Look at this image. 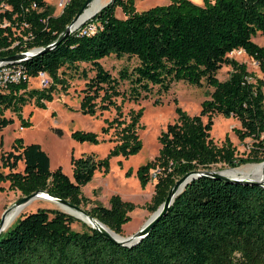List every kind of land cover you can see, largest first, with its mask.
I'll return each mask as SVG.
<instances>
[{
  "label": "trees",
  "instance_id": "obj_1",
  "mask_svg": "<svg viewBox=\"0 0 264 264\" xmlns=\"http://www.w3.org/2000/svg\"><path fill=\"white\" fill-rule=\"evenodd\" d=\"M86 2L71 0L57 15L48 0H0V59L47 50L11 64L20 67L28 80L5 88L0 85V130L14 123L5 116L8 111L23 127H30L23 109L29 104L46 109L54 95L67 92L70 81L79 78L85 81L80 92L82 114L98 118L116 112L112 120L105 119L103 129L106 135L113 132L114 149L106 160L93 154L72 156L70 178L61 168L51 170L50 157L40 145L16 139L11 152L1 156L8 173L0 171V192L9 183L10 190L24 198L45 192L75 206L88 205L83 188L95 174H109L111 158L129 159L143 150L138 131L144 109L131 111L127 121L123 105L147 101L156 91L159 96L168 94L180 82L213 91L198 116L177 108V122L158 138L159 156L137 170L143 189L156 181L148 207L151 213L164 204L178 181L193 172L210 171L219 164L236 169L264 160V79L229 57L242 51L264 74V47L254 41L264 36V0H203L202 5L171 0L145 11H138L135 0H112L49 49ZM111 57L135 59L137 64L124 67L115 77L102 64ZM224 67H231L232 72L221 81L218 74ZM1 72L2 68L0 76ZM41 74L48 75L49 85L30 89V80ZM214 116L238 120L241 129L236 133L240 140L254 142L255 155L238 157L229 139L221 148L215 145L211 138ZM57 134L62 136V131ZM72 139L81 144L100 143L97 134L84 131L74 132ZM20 164L23 171L18 169ZM132 175L130 170L127 177ZM136 208L115 195L109 207L96 205L88 213L122 235ZM77 222L76 217L56 209L21 216L0 236V264H264V188L257 185L200 177L176 197L151 232L130 248L85 223L82 232L75 231L72 225Z\"/></svg>",
  "mask_w": 264,
  "mask_h": 264
},
{
  "label": "rangeland",
  "instance_id": "obj_2",
  "mask_svg": "<svg viewBox=\"0 0 264 264\" xmlns=\"http://www.w3.org/2000/svg\"><path fill=\"white\" fill-rule=\"evenodd\" d=\"M112 0H103V5L109 4ZM197 5V0H191ZM62 0H48V3L55 7L56 14L60 15L64 7L61 6ZM138 11H145L144 7H156L157 5H167L171 0H135ZM101 8V7H100ZM99 8V9H100ZM98 9V10H99ZM97 10V12H98ZM95 12V13H97ZM94 13V14H95ZM121 13V12H120ZM118 13L120 16L121 14ZM93 14V15H94ZM92 18V16H91ZM90 18V19H91ZM89 19V20H90ZM88 21V20H87ZM86 21V22H87ZM85 23V22H84ZM255 43L264 47V36L258 35L254 39ZM240 63L246 64L248 71L256 78L264 79V74L261 72L259 64L249 58L247 55L238 56L232 54L229 56ZM106 70L110 71L113 76L117 77L118 73L124 67L132 68L137 64L135 59L129 60L117 59L111 57L102 61ZM82 65L81 68H86ZM231 67H224L218 74L221 81H226L230 73ZM30 89H42L43 84L40 78L31 79L29 83ZM85 87V81L75 78L70 81V89L60 91L54 95L53 100L47 102L46 109L36 108L33 104L27 105L23 109V118L31 122L30 127H23L21 120L10 111L6 112L7 118H12L14 123L4 130H0V171L8 173V170L2 168L1 156L11 152L12 145L16 139H23L26 145L38 144L50 157L51 170L55 171L59 168L73 178V166L71 163L72 156L80 158L84 155H95L98 159L106 160L109 158L111 151L114 149L115 143L110 142L112 133L106 135L103 129L106 126L105 119L112 120L116 116L115 111L106 112L101 117H92L82 114L80 104L82 97L80 92ZM213 90L207 86L197 88L186 83H175L172 90L168 94L159 96L156 91L151 99L142 101L139 104L126 102L123 105V113L129 121L131 111H139L144 109V115L140 121L141 128L138 133L143 142V150L129 159L122 157H114L110 159V172L104 175L97 172L94 179L86 187L83 188V194L89 199L88 205L82 206L87 211H90L96 205L109 207V201L112 196L118 195L124 201L131 202L136 205V210L131 213L132 221L124 226L122 235L131 237L148 222L153 213L148 210L152 203L155 194L156 181L150 183L145 189L140 185L136 172L139 167L154 160L159 156L161 145L159 136L166 130L167 126L174 124L178 120L177 108H182L191 117L198 116L201 113L202 103L208 99V95ZM160 99L161 104L156 105L155 101ZM177 100L178 103L174 101ZM120 104L121 102L118 101ZM207 122V118L204 119ZM213 130L211 138L214 144L221 148L227 139L236 148V155L240 158H247L255 155L256 146L251 139L244 141L240 140L236 130L241 129V123L236 119H226L223 116H214ZM62 131V136L57 134V131ZM76 131H84L97 134L99 136V144L84 143L81 144L72 139V134ZM260 153V152H259ZM258 153V158L261 159V153ZM264 165V160H259L258 163L243 165L235 170L228 168L225 164L213 166L212 171H237L245 168H254L253 166ZM19 171L24 170L23 164L19 165ZM132 170L133 175L127 177V173ZM253 177L252 174H250ZM262 177L254 176V178ZM4 192H0V222L7 210H15L17 202L24 197L18 191L10 190V184L3 185ZM39 209H56L67 212L63 206L51 202L47 199L37 198L31 204H28L22 214L16 221L2 233H6L17 220L28 213H34ZM15 212V211H14ZM9 213V214H10ZM13 213V212H12ZM8 214V215H9ZM79 216V215H78ZM80 217V216H79ZM84 220L79 219V222L72 225V229L82 232ZM89 225H91L89 223Z\"/></svg>",
  "mask_w": 264,
  "mask_h": 264
},
{
  "label": "water",
  "instance_id": "obj_3",
  "mask_svg": "<svg viewBox=\"0 0 264 264\" xmlns=\"http://www.w3.org/2000/svg\"><path fill=\"white\" fill-rule=\"evenodd\" d=\"M94 1L95 0H87V2L85 3L83 9L77 15V17L73 20L72 24L67 28L66 32L59 38V40L55 43V45L52 46L49 49H52V48L56 47L66 37L71 35L76 30V28L74 26L78 23V21L80 20V18L84 14V12L91 6V4ZM107 5L102 6L98 10V12L95 13L92 16V18L94 16H96ZM85 23H83L82 25H84ZM45 51H47V50H41V49L33 50V51H31V52H29L27 54H24V55H20V56L8 58V59H0V67L3 66L4 64H12V63H17V62H21V61L27 60V59L32 58V57H34V56H36V55H38V54H40L42 52H45ZM263 167H264V165H263ZM232 170H235V169H232ZM203 176H208V177H211V178H215V179H217L219 181H226V182L237 183V184H245V185H250L251 184V185L261 186V187L264 188V180L256 181V180H252V179L241 180V179H236V178H229V177H227V176H225L223 174V171H212V170H210V171H205V172H193V173L185 176L184 178H182L180 181L177 182L175 187L171 190V192H170L168 198L166 199V201L164 202V204L162 206H160V208L155 213H153L151 218L139 230V232H137L135 235H133L131 237H124L123 235L115 233L110 228H108L106 225L101 223L99 220L93 218L88 213V211L85 210L84 208L79 207V206H75L72 203H70L69 201H65V200H62V199H59V198L52 197V196H50L49 194H47L45 192H39V193H36V194H34L32 196L23 198L22 200H20L19 202L16 203L15 209H17V208H19V207H21L23 205L28 204L29 202H31L33 199H36V198L53 200L55 203H58L60 205L66 206V207H69L70 209H72V210L78 212L79 214H82L83 216H85L89 220V222L92 223V225H89L87 222H84V223L87 224L88 226H90L91 228L99 231L101 234H103L105 237H107L110 241H112V242H114V243H116V244H118L120 246H124V247H129L130 248V247H134L135 245L139 244L151 232V230L154 228L156 223H158V221L168 212L169 208L174 203V200L176 199V197L179 196L184 191V189L192 181H194V180H196V179H198L200 177H203ZM182 186H183V188H182ZM10 211L11 210H7L5 212V214L3 215V217H2V221L0 222V236L5 231L3 229V227L5 225L6 218H7L8 214L10 213ZM64 213H66V212H64Z\"/></svg>",
  "mask_w": 264,
  "mask_h": 264
},
{
  "label": "bare ground",
  "instance_id": "obj_4",
  "mask_svg": "<svg viewBox=\"0 0 264 264\" xmlns=\"http://www.w3.org/2000/svg\"><path fill=\"white\" fill-rule=\"evenodd\" d=\"M103 0H95L91 6L84 12V14L82 15V17L80 18V20L78 21V23L74 26L76 29L79 28L84 22H86L87 20H89L91 18V16H93V14L95 12H97V10L102 7L103 5ZM254 168H245L242 170H239L240 172L237 171H226L223 172V174L229 178H236V179H241V180H248V179H252V180H256V181H261L264 180V167L263 165H259V166H253ZM250 174L253 175V177L250 176ZM262 174L261 179L260 178H254V176H260ZM183 188V186H182ZM181 188V189H182ZM37 199V198H36ZM36 199H33L31 202H29L28 204H31L32 202H34ZM49 200V199H47ZM51 202H54L53 200H49ZM55 203V202H54ZM23 205L17 209H15L14 211H12L6 218L5 221V225L3 227V229H7L8 227H10L15 221L16 219L22 214V212L25 210V208L27 207V205ZM58 204V203H56ZM60 205V204H58ZM63 206V205H61ZM64 210H66L67 214L76 217L77 219H81L84 220V222H87L88 224L90 223L92 225L91 222H89V220L83 216L82 214H79L78 212L70 209L69 207L63 206ZM80 217H79V216Z\"/></svg>",
  "mask_w": 264,
  "mask_h": 264
},
{
  "label": "built area",
  "instance_id": "obj_5",
  "mask_svg": "<svg viewBox=\"0 0 264 264\" xmlns=\"http://www.w3.org/2000/svg\"><path fill=\"white\" fill-rule=\"evenodd\" d=\"M70 2L71 0H62L61 6L65 8ZM235 54H237L238 56L244 55L242 51H238ZM0 68H2V72L0 76V85L3 88L7 87L9 84L12 83L18 84L22 81L28 80L24 71L20 67H16V66L13 67L11 66V64H4ZM39 78L42 80L43 87H47L49 85L50 78L48 77V75L41 74Z\"/></svg>",
  "mask_w": 264,
  "mask_h": 264
},
{
  "label": "crops",
  "instance_id": "obj_6",
  "mask_svg": "<svg viewBox=\"0 0 264 264\" xmlns=\"http://www.w3.org/2000/svg\"><path fill=\"white\" fill-rule=\"evenodd\" d=\"M197 2L199 3V5H202L203 4V0H197ZM167 4H169V3H167ZM151 6H153V5H150V7H144V8L150 9ZM157 6H161V5H157Z\"/></svg>",
  "mask_w": 264,
  "mask_h": 264
}]
</instances>
